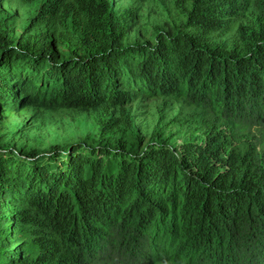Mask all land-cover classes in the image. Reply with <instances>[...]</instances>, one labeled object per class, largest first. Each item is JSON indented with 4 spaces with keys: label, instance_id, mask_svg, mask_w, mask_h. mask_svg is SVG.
I'll return each mask as SVG.
<instances>
[{
    "label": "trees",
    "instance_id": "1",
    "mask_svg": "<svg viewBox=\"0 0 264 264\" xmlns=\"http://www.w3.org/2000/svg\"><path fill=\"white\" fill-rule=\"evenodd\" d=\"M39 2L29 33L0 20V112L77 108L97 131L0 136V264H264V0H173L152 43L114 0ZM156 97L173 113L141 142L132 104Z\"/></svg>",
    "mask_w": 264,
    "mask_h": 264
},
{
    "label": "rangeland",
    "instance_id": "2",
    "mask_svg": "<svg viewBox=\"0 0 264 264\" xmlns=\"http://www.w3.org/2000/svg\"><path fill=\"white\" fill-rule=\"evenodd\" d=\"M39 0L23 2L22 0H2L0 2V20L16 36L29 33L35 26L31 24V17L36 13ZM115 6L128 7L132 10L134 25L129 31L127 40L152 43L158 30H165L174 21L180 18L179 12L173 5V0H114ZM27 27V28H26ZM56 50H60L58 47ZM63 51V50H62ZM133 114L141 142H146L157 125L173 113L168 108L161 116V98L141 100L138 106L132 104ZM165 132H174L175 126H165ZM240 131H246L239 126ZM97 127L89 113L81 109H54L30 105L17 110L0 112V136L17 146L46 149L51 144L66 145L76 140H83L89 135H96ZM180 141L183 135H174ZM264 142V138H263ZM157 264H173L171 262H158Z\"/></svg>",
    "mask_w": 264,
    "mask_h": 264
}]
</instances>
